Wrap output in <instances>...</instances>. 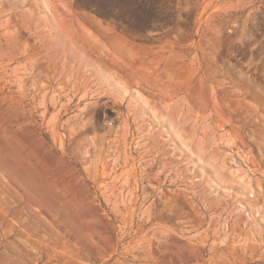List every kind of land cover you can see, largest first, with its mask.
<instances>
[{
	"label": "rangeland",
	"instance_id": "rangeland-1",
	"mask_svg": "<svg viewBox=\"0 0 264 264\" xmlns=\"http://www.w3.org/2000/svg\"><path fill=\"white\" fill-rule=\"evenodd\" d=\"M0 264H264V0H0Z\"/></svg>",
	"mask_w": 264,
	"mask_h": 264
}]
</instances>
